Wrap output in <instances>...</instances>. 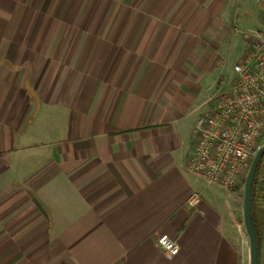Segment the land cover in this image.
<instances>
[{"label":"crops","instance_id":"1","mask_svg":"<svg viewBox=\"0 0 264 264\" xmlns=\"http://www.w3.org/2000/svg\"><path fill=\"white\" fill-rule=\"evenodd\" d=\"M241 1L0 0V264H248L242 186L187 168Z\"/></svg>","mask_w":264,"mask_h":264},{"label":"built area","instance_id":"2","mask_svg":"<svg viewBox=\"0 0 264 264\" xmlns=\"http://www.w3.org/2000/svg\"><path fill=\"white\" fill-rule=\"evenodd\" d=\"M260 28L244 33L248 48L235 64L237 74L228 93L210 99L209 109L194 124V145L188 170L209 185L226 190L244 184L252 161L264 145V0ZM195 193L188 205L199 201ZM157 244L169 255L178 254L177 243L161 235Z\"/></svg>","mask_w":264,"mask_h":264},{"label":"rangeland","instance_id":"3","mask_svg":"<svg viewBox=\"0 0 264 264\" xmlns=\"http://www.w3.org/2000/svg\"><path fill=\"white\" fill-rule=\"evenodd\" d=\"M259 14L260 9L255 0H242L241 4L231 8V11L228 14L230 16L226 22L230 33L226 40V44L223 46L221 51L220 65L216 68V70L208 72L204 77L203 84L201 85V89L198 94V104L203 103L209 98L212 99L219 95L228 93L231 90V86L237 77V74L234 71V66L242 59V56L246 51V43L243 39V35L245 32L260 28L258 19L256 18ZM209 107L210 104L208 103V107L200 109L198 113L201 114L206 112ZM245 183L246 179L242 185V201H244ZM240 224L242 228L241 246H243L248 258V264H250L249 239L245 230L243 219L240 221ZM260 258V264H264V231L262 233L260 243Z\"/></svg>","mask_w":264,"mask_h":264},{"label":"water","instance_id":"4","mask_svg":"<svg viewBox=\"0 0 264 264\" xmlns=\"http://www.w3.org/2000/svg\"><path fill=\"white\" fill-rule=\"evenodd\" d=\"M263 156H264V145L259 148L252 161L248 176L246 178L245 189H244L243 220H244L245 230L249 239L250 264H260L257 236L252 219L251 197H252V186L254 182V177Z\"/></svg>","mask_w":264,"mask_h":264},{"label":"trees","instance_id":"5","mask_svg":"<svg viewBox=\"0 0 264 264\" xmlns=\"http://www.w3.org/2000/svg\"><path fill=\"white\" fill-rule=\"evenodd\" d=\"M251 209L253 225L257 236L260 255V243L262 233L264 231V156L259 163L254 177L252 186Z\"/></svg>","mask_w":264,"mask_h":264}]
</instances>
